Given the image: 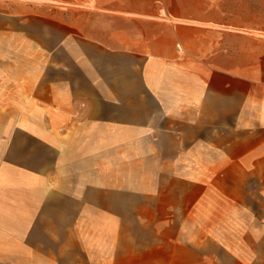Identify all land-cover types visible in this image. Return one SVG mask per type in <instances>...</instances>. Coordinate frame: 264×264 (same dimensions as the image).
Listing matches in <instances>:
<instances>
[{"label": "crops", "instance_id": "crops-1", "mask_svg": "<svg viewBox=\"0 0 264 264\" xmlns=\"http://www.w3.org/2000/svg\"><path fill=\"white\" fill-rule=\"evenodd\" d=\"M227 0H0V264H264V35Z\"/></svg>", "mask_w": 264, "mask_h": 264}, {"label": "rangeland", "instance_id": "rangeland-1", "mask_svg": "<svg viewBox=\"0 0 264 264\" xmlns=\"http://www.w3.org/2000/svg\"><path fill=\"white\" fill-rule=\"evenodd\" d=\"M231 1V0H227ZM236 3L250 4L252 8H237V16L242 18L244 25L262 31L264 35V0H232Z\"/></svg>", "mask_w": 264, "mask_h": 264}]
</instances>
